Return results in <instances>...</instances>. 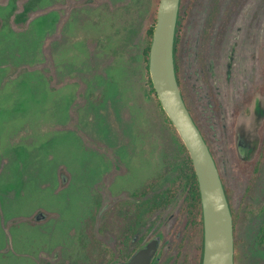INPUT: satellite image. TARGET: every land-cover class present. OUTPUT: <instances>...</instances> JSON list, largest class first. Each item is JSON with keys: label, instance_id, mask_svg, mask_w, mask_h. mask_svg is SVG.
<instances>
[{"label": "rangeland", "instance_id": "obj_1", "mask_svg": "<svg viewBox=\"0 0 264 264\" xmlns=\"http://www.w3.org/2000/svg\"><path fill=\"white\" fill-rule=\"evenodd\" d=\"M158 3L0 0V264H97L105 248L121 264L154 237L167 264L199 263L187 189L173 182L181 143L150 91L143 54ZM251 8L264 42V0H182L177 33L184 98L235 226L237 50ZM224 22L238 24L226 62ZM240 238L237 264H264L255 230Z\"/></svg>", "mask_w": 264, "mask_h": 264}, {"label": "water", "instance_id": "obj_2", "mask_svg": "<svg viewBox=\"0 0 264 264\" xmlns=\"http://www.w3.org/2000/svg\"><path fill=\"white\" fill-rule=\"evenodd\" d=\"M180 4L181 0H159L149 52V73L160 105L186 146L195 169L204 224L202 264H234L233 217L225 188L209 146L183 100L176 76L174 44ZM240 120L236 126V150L239 157L251 159L245 153L255 151L259 144L264 95L253 102L250 116ZM246 129L252 134L250 138L244 136V142L240 135ZM250 145L253 149H248ZM158 246L157 239L150 241L127 264H149Z\"/></svg>", "mask_w": 264, "mask_h": 264}, {"label": "flooded vegetation", "instance_id": "obj_3", "mask_svg": "<svg viewBox=\"0 0 264 264\" xmlns=\"http://www.w3.org/2000/svg\"><path fill=\"white\" fill-rule=\"evenodd\" d=\"M181 4H182V0H181ZM181 4H180V8H181ZM255 12L256 9L253 10L251 8L245 13V21L247 27L242 29V31L240 30L241 38L238 43V50H237V53L239 55V61H238L239 70L237 73L239 91H238V98L236 99L235 102V104L237 105V107L235 108L237 110L235 116V124L241 123L240 119H239L240 122L238 121L236 123L237 117L244 118L246 117L247 114H251V108L253 102L257 99L258 96L264 95V67L262 71L259 72L257 66V62L259 61V58L261 59L262 62H264V55H261L262 54L261 52H264V42H260L257 34L255 33L257 29L255 25L257 24V19H258V17L256 16L254 17ZM180 13H181V9H180ZM179 23H180V19H179ZM237 25L238 24L236 22H233L232 23L233 29L230 30L227 29L226 22H224V25L222 27V32H221L222 36L219 42V50L221 56L220 59L223 62H226L227 60V49H228L227 47L230 44V43L227 44V41L233 40L235 38L234 33L237 34L238 31ZM176 30L178 31V27H176ZM177 41H178V36H177ZM244 43L246 47H249V50H245V48L242 49V45ZM260 43L261 45H259ZM176 52H177V43H176ZM179 86L181 88L183 100L188 108V105L184 98L181 83L179 84ZM194 121L198 126V128L200 129V131L202 132L201 128L199 127L195 119ZM250 134L252 133H250L246 129L244 135L243 136L240 135L241 136L240 140L244 141L243 139L244 136L250 138L251 137ZM202 135L204 139H206L203 132ZM258 136H259V144L256 147V150L255 151L249 150V152L247 151L245 153L251 156L252 158L251 161H249V159H243L239 157L238 152H236L237 150L235 151L236 156L239 159V161L236 162V173H235V189H236V203H237L236 205L239 210V215L238 218L236 219V226L234 225V231L236 232V235H241L240 239H244L246 235L248 236L250 228H253L255 230V233L257 234L258 246L260 247L259 239L264 238V120L261 126L259 127ZM249 148L253 149L252 145H250L248 149ZM220 176L222 177L221 172H220ZM222 182L225 188L229 206L231 207L230 198L227 193V189L225 187L223 177H222ZM164 199H161L159 201V204H163V202L166 201ZM190 203H192V200H188V204ZM190 209H191L190 216L188 217L187 222L192 227L194 232L196 231L198 233H201V237H202V241H201L202 245H201L199 263H198V264H202L203 253H204V224H203L202 204L200 210L198 207H194V206H190ZM187 222H185L184 224H187ZM179 225L181 226L182 224ZM184 229H185V225L181 226V231H183ZM154 239H157L159 241L158 237L151 238L140 248H138L137 250H133L131 253H129L128 256L124 255L121 264H127V262L139 249L145 247L150 241ZM244 243H242L243 245L242 250H246ZM159 248L160 247L158 246V249L151 258L149 264H167V262H165L166 259L162 260V256H161L162 254ZM175 252H177L176 254H178V250H176ZM166 255L167 253L164 254L163 256ZM171 260H172L171 263L168 264H174L173 259ZM242 261H245V259L242 258L240 264H243L241 263ZM114 263L115 261L111 262L110 264H114ZM234 264H237V260L236 262H234Z\"/></svg>", "mask_w": 264, "mask_h": 264}, {"label": "trees", "instance_id": "obj_4", "mask_svg": "<svg viewBox=\"0 0 264 264\" xmlns=\"http://www.w3.org/2000/svg\"><path fill=\"white\" fill-rule=\"evenodd\" d=\"M181 9V8H180ZM156 17H157V11L154 14V18H153V24L149 30H148V42H147V46L144 48L143 50V54H144V59L146 61V69H147V73H148V85L150 87V91L154 94L156 101L158 103V105L160 106L161 110L163 111L160 102L156 96L152 81H151V77H150V73H149V65H148V61H149V52H150V46H151V42H152V36H153V31H154V26L156 23ZM179 19H180V10H179V18L177 21V27L179 25ZM177 33L178 31L176 30V35H175V44H174V62H175V70H176V76H177V80L178 83L179 82V78H178V68H177V60H176V43H177ZM164 112V111H163ZM166 115V114H165ZM167 120L170 122L169 118L166 116ZM171 124V122H170ZM172 125V124H171ZM173 126V125H172ZM174 128V127H173ZM175 130V128H174ZM176 132V130H175ZM202 133V132H201ZM178 139L181 143V150H182V157L180 159V163L179 166L177 168V175L176 178L174 179V184H180L182 186H184L187 190H188V195L187 198L188 200H192V203L189 204V206H194V207H198L199 210L201 208V202H200V192H199V186H198V180L196 177V173H195V169L191 160V157L189 155V152L186 148V146L184 145L183 141L181 140L180 136L178 135V133L176 132ZM206 141V139H205ZM206 143L208 144V142L206 141ZM209 149L214 157L215 163L219 169V166L217 164V161L215 159V156L213 154V151L210 147V145L208 144ZM220 172V169H219ZM222 179V177H221ZM230 207V206H229ZM231 210V214H232V209L230 207ZM233 217V214H232ZM234 219H233V227H234ZM235 231H234V262H236V244H235ZM259 243L261 248L264 251V238L259 239ZM101 253L106 254L107 255V260H105V262L100 263L97 262V264H110L113 260H114V253L109 249V248H105L103 250H100Z\"/></svg>", "mask_w": 264, "mask_h": 264}, {"label": "crops", "instance_id": "obj_5", "mask_svg": "<svg viewBox=\"0 0 264 264\" xmlns=\"http://www.w3.org/2000/svg\"><path fill=\"white\" fill-rule=\"evenodd\" d=\"M74 9H75V7H74ZM70 12H71V11H70ZM66 13H67V12H66ZM66 13H65V15H66ZM138 67L141 68L140 62L138 63Z\"/></svg>", "mask_w": 264, "mask_h": 264}]
</instances>
